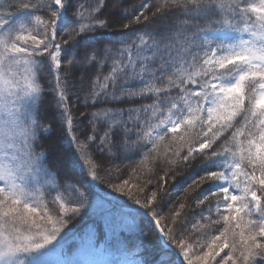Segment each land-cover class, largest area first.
<instances>
[{
	"label": "snow or ice",
	"instance_id": "6c2138e0",
	"mask_svg": "<svg viewBox=\"0 0 264 264\" xmlns=\"http://www.w3.org/2000/svg\"><path fill=\"white\" fill-rule=\"evenodd\" d=\"M0 264H264V0H0Z\"/></svg>",
	"mask_w": 264,
	"mask_h": 264
},
{
	"label": "trees",
	"instance_id": "16d2710c",
	"mask_svg": "<svg viewBox=\"0 0 264 264\" xmlns=\"http://www.w3.org/2000/svg\"><path fill=\"white\" fill-rule=\"evenodd\" d=\"M139 0H129V3H138ZM47 144L51 146V158L52 163L60 168L61 170H67L68 168H72L74 170L79 169V164L77 163L76 157L73 156L69 150L66 139L63 138V133L59 128L53 130L51 138L46 141ZM136 159V157H133ZM116 163L120 164V161ZM123 164H128L129 161H123ZM197 164H193L191 166H185L183 164L178 165L175 170V178H167L168 183L166 187L172 190L173 185L178 187L186 186L187 183H191V180L195 178V169L198 167ZM191 174V175H190ZM94 192L97 194L98 201L103 204L105 207H112L111 204H108L107 201L112 200L113 196H120L119 193H113L112 189L109 186L108 178L104 177V182L100 184L99 187L93 186ZM191 191V190H189ZM107 194V195H106ZM179 193L173 190V196L175 197ZM122 199H126L122 197ZM122 212H127V208L120 209ZM139 223V220L137 221ZM99 226L100 237L102 245H108V250L112 253L118 255L116 249L122 247L124 243H128L132 245L137 240V236L133 231L125 230L123 232L120 229H117L115 234L108 232L107 228L104 227V219L98 214L94 216H89L86 219H82L79 223L75 225V227H71V231L68 233V238L76 239L81 237L82 232L87 231L88 227L91 226ZM154 237L149 236L145 241V246L147 247L148 252L150 253L152 250V244L148 241H154ZM67 242V241H66ZM65 248L69 250L68 246L65 245ZM133 249L130 246L128 248V252H132ZM131 260H136L140 257L138 256H127Z\"/></svg>",
	"mask_w": 264,
	"mask_h": 264
},
{
	"label": "rangeland",
	"instance_id": "374dc122",
	"mask_svg": "<svg viewBox=\"0 0 264 264\" xmlns=\"http://www.w3.org/2000/svg\"><path fill=\"white\" fill-rule=\"evenodd\" d=\"M98 214H99V211H97L95 213H90L88 216H85L84 219L88 218L89 216H94V215H98ZM80 240H81V237L76 238V239H72V238H68V235H67L64 243L66 246H68L70 252L75 253L77 251V249L79 248ZM117 256L118 255L107 250V252H105V253L90 255V256H87L86 258H91V259H96V260H110V259L117 257ZM119 258L131 260L128 257H119Z\"/></svg>",
	"mask_w": 264,
	"mask_h": 264
}]
</instances>
